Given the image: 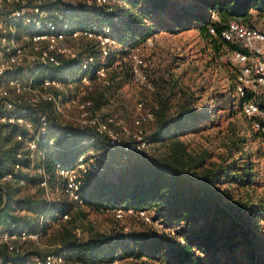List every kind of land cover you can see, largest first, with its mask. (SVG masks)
<instances>
[{"label": "trees", "instance_id": "trees-1", "mask_svg": "<svg viewBox=\"0 0 264 264\" xmlns=\"http://www.w3.org/2000/svg\"><path fill=\"white\" fill-rule=\"evenodd\" d=\"M56 5L74 10L75 29L109 28L116 42L126 44L127 50L121 52V58L137 48L149 47L148 39H153L154 34L163 29H197L209 43L215 39L210 34L212 29L220 36L231 21L255 28L256 18L264 16V0H108L101 7L79 4L81 16L63 0ZM214 15L219 20H214ZM80 40L94 45L89 48L93 52L84 50L82 53H97L95 42ZM233 49L235 51V46ZM73 67V62H65L43 76L68 73ZM73 80H79V76ZM103 97L93 96L97 110L105 104ZM181 97L175 110L169 98L160 100L155 113L152 142L166 148L163 156L134 155L124 161L121 153L105 151L110 160L107 171L88 177L82 190L83 207L68 201L61 189L59 204L50 207L40 188L42 178L39 176L20 173L12 182H3L4 176L18 163L17 155L23 146L15 140L14 129L0 125V264H31L48 255L31 250L29 246L38 245L33 241L14 242L19 253L10 252L9 245L1 243L5 233L40 231L43 237L48 224L61 221L65 214L71 216L72 211L79 208L94 213L113 212L114 216L117 210L145 211L162 229L132 215L130 217L148 226L144 232L94 233L87 238L77 234L68 236L64 250L58 251L65 255V264H112L116 260L130 259H148L160 264H240L251 254L255 230L264 224V202L259 201L257 206L253 203L249 193L254 187L252 167L241 164L244 155L236 164L231 163L233 155L242 151L241 142L227 143V156L220 157L219 162H211L207 150H191L184 138L206 128L207 117L198 109L201 97L196 93H183ZM244 118L251 132L260 135L252 120L245 115ZM68 131V127L61 126L52 131L57 148L47 150L45 162L51 183L58 179L57 165L72 166L78 156L87 152L81 142L93 136L90 131L75 127L71 137H67ZM22 163L28 164L24 160ZM21 181L26 185L21 186ZM242 191L246 192V199ZM47 217L51 222L42 221ZM251 259V264H259L255 257Z\"/></svg>", "mask_w": 264, "mask_h": 264}, {"label": "built area", "instance_id": "built-area-1", "mask_svg": "<svg viewBox=\"0 0 264 264\" xmlns=\"http://www.w3.org/2000/svg\"><path fill=\"white\" fill-rule=\"evenodd\" d=\"M60 0H0V125L16 131L15 140L22 144L18 163L3 182H12L16 175L42 178L40 188L49 206L59 204L54 194L59 189L68 201L85 206L82 190L88 177L103 174L110 162L105 151L121 153L124 161L143 155L149 149L145 126L155 121L158 106L139 101L132 113L131 124L119 115H103L96 108L89 92L97 84L110 89L113 81L108 60L113 56L116 41L109 28L102 30L75 29L77 18L71 7L56 5ZM86 7H101L108 0H75ZM55 4L56 7H51ZM215 34L214 29L211 30ZM235 46L234 56L240 69L236 76V95L244 100L242 113L264 137V107L254 96H264V32L239 22H231L220 34ZM81 38L97 45V53H82L75 47ZM154 40L148 39L153 47ZM114 47V48H113ZM142 48L131 52V78L137 88L154 90L145 73ZM73 62L71 71L43 76L51 69ZM79 76L74 81L73 77ZM76 88H75V87ZM70 90V93L67 90ZM248 95L253 96L246 99ZM48 108H45L47 107ZM71 123H74L71 124ZM68 127L67 137L77 127L93 136L81 142L87 152L78 156L69 167L57 165V181L51 183L46 172V152L57 148L52 135L55 127ZM28 164L23 165L22 161ZM25 186V181H21ZM137 215L148 224L153 219L145 212L117 210L115 218ZM69 214L61 221H68ZM43 221V219H42ZM80 236V231L75 232ZM41 232L5 233L1 243L10 252L19 253L14 242L41 241ZM1 263V261H0ZM35 264H65V255L56 252L36 259Z\"/></svg>", "mask_w": 264, "mask_h": 264}, {"label": "rangeland", "instance_id": "rangeland-1", "mask_svg": "<svg viewBox=\"0 0 264 264\" xmlns=\"http://www.w3.org/2000/svg\"><path fill=\"white\" fill-rule=\"evenodd\" d=\"M63 3L73 6L77 15L81 16V12L78 10L79 3L75 0H63ZM212 18L219 20L216 15ZM78 24L80 23L78 22ZM254 25L256 29L264 32V16L257 17ZM210 34L215 39L207 43L197 29H179L178 31L163 29L156 32L153 37L155 45L146 47L142 51V57L147 65L144 70L148 81L154 86L153 91L137 88L133 84L130 68L131 53L126 58H121V52L127 50V47L126 44L116 42L115 48L113 47V56L109 60L110 75L113 79L112 88L103 90L95 84L88 97L93 99V96L103 95L105 104L98 109L99 112L105 116H122L127 123L131 124L132 113L139 101H144L149 106H158L160 100L169 98L171 106L175 110L183 93L187 95L196 93L197 97H201L197 104L198 109L204 111L207 117V127H203L199 134L184 138V141L191 145V150H207L211 154V162H219L220 157L227 156L226 145L229 142L230 145L234 141L241 142L239 146L242 151L233 155L231 163L235 162L236 164L239 162L240 156L244 155L245 159L241 164H248L252 167L251 179H253L254 187L253 192L249 193L254 200L253 203L257 206L259 201L263 200L264 202V138L251 132L242 113L244 100L239 98L235 90L230 87L231 85L236 86V76L240 69L234 56V46L225 42L217 33L210 32ZM90 45L84 40L75 43V47L81 52L84 50L93 52L94 50L89 48L94 45ZM67 90L70 93L71 89L67 87ZM253 96L248 95L246 98L251 99ZM254 97L264 107V96L258 94ZM102 108L105 109L102 110ZM71 124L74 125V123ZM154 130L155 121L145 126L150 145L145 155L160 158L166 148L152 142ZM58 191L56 189L54 194L55 200L60 198ZM29 192L32 193V191ZM241 194L244 198L247 197L246 192L242 191ZM262 208L264 209V203ZM49 219V217L43 218L44 222L47 220L49 222ZM154 224L155 228L162 229L158 222L155 221ZM147 227L135 217L126 216L122 222H118L113 212L94 213L79 208L72 211L68 221H55L48 224L47 234L42 237L41 242L38 245L29 246V248L45 254H52L63 251L64 240L68 236H75L77 230L80 231L81 236L87 238L94 233L105 234L116 231L124 232V234L141 233ZM255 235L256 239L253 240L250 248L252 253L247 254L248 251L247 257L240 264H251L249 259L252 257L262 264L264 259V224L255 230ZM35 261H32L31 264H35ZM112 264L160 263L148 259L141 261L130 259L116 260Z\"/></svg>", "mask_w": 264, "mask_h": 264}, {"label": "crops", "instance_id": "crops-1", "mask_svg": "<svg viewBox=\"0 0 264 264\" xmlns=\"http://www.w3.org/2000/svg\"><path fill=\"white\" fill-rule=\"evenodd\" d=\"M105 109V108H102V110Z\"/></svg>", "mask_w": 264, "mask_h": 264}]
</instances>
